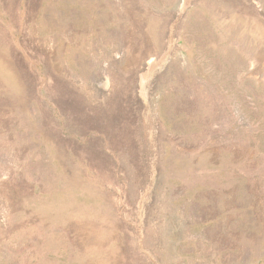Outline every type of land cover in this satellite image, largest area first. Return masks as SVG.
Wrapping results in <instances>:
<instances>
[{
	"label": "rangeland",
	"instance_id": "374dc122",
	"mask_svg": "<svg viewBox=\"0 0 264 264\" xmlns=\"http://www.w3.org/2000/svg\"><path fill=\"white\" fill-rule=\"evenodd\" d=\"M0 264H264V0H0Z\"/></svg>",
	"mask_w": 264,
	"mask_h": 264
}]
</instances>
